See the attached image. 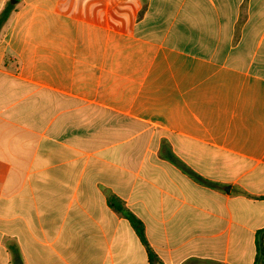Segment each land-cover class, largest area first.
Wrapping results in <instances>:
<instances>
[{
	"label": "crops",
	"instance_id": "crops-1",
	"mask_svg": "<svg viewBox=\"0 0 264 264\" xmlns=\"http://www.w3.org/2000/svg\"><path fill=\"white\" fill-rule=\"evenodd\" d=\"M11 4L0 264H253L264 0Z\"/></svg>",
	"mask_w": 264,
	"mask_h": 264
},
{
	"label": "trees",
	"instance_id": "trees-1",
	"mask_svg": "<svg viewBox=\"0 0 264 264\" xmlns=\"http://www.w3.org/2000/svg\"><path fill=\"white\" fill-rule=\"evenodd\" d=\"M12 9H13V5L10 2H7L4 8L1 10L0 29L3 26V24L6 22ZM115 208L132 223L140 241L146 246L149 264H160L156 255L149 249L147 245L144 236V229L141 221L138 220L132 213L126 210L123 206L119 205V206H115ZM262 239H264V228L259 229L255 234L256 256L253 264H264V248H262Z\"/></svg>",
	"mask_w": 264,
	"mask_h": 264
},
{
	"label": "water",
	"instance_id": "water-1",
	"mask_svg": "<svg viewBox=\"0 0 264 264\" xmlns=\"http://www.w3.org/2000/svg\"><path fill=\"white\" fill-rule=\"evenodd\" d=\"M10 2H11V3H15V2H16V0H10ZM18 262H19V261L17 260V262H16V263L18 264Z\"/></svg>",
	"mask_w": 264,
	"mask_h": 264
}]
</instances>
